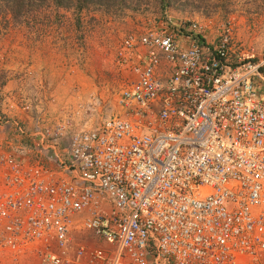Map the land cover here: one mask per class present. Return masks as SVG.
<instances>
[{
    "label": "built area",
    "instance_id": "1",
    "mask_svg": "<svg viewBox=\"0 0 264 264\" xmlns=\"http://www.w3.org/2000/svg\"><path fill=\"white\" fill-rule=\"evenodd\" d=\"M189 28L205 42L122 38L118 69L139 48L148 63L121 81L119 114L90 128L70 117L16 127L37 142H0V258L264 264V35L229 19L210 43Z\"/></svg>",
    "mask_w": 264,
    "mask_h": 264
},
{
    "label": "crops",
    "instance_id": "2",
    "mask_svg": "<svg viewBox=\"0 0 264 264\" xmlns=\"http://www.w3.org/2000/svg\"><path fill=\"white\" fill-rule=\"evenodd\" d=\"M177 26L168 24L155 30L174 35L180 46L188 47L190 38L178 35ZM134 28L95 26L94 32L88 33V40H84L85 45L76 47L67 27L52 26L41 33L35 25L13 26L7 18L0 17V106L4 112L9 110L13 122L10 132L0 133V142L9 137L16 138L18 143L37 142L38 136L22 135L14 129L21 127L31 132L39 126L66 122L67 117L71 118L72 125L82 126V120L88 116L83 104L89 103L94 96L99 95L103 103L99 113L108 114L112 99L108 101L102 97L119 91L122 83L116 84L110 71L118 72V79L134 80L132 68H143L148 63L145 49L139 48L126 66L118 69L115 65L112 50ZM104 52L108 58L104 59ZM87 240L90 244L101 245L97 240ZM22 262L31 264L26 260Z\"/></svg>",
    "mask_w": 264,
    "mask_h": 264
},
{
    "label": "rangeland",
    "instance_id": "3",
    "mask_svg": "<svg viewBox=\"0 0 264 264\" xmlns=\"http://www.w3.org/2000/svg\"><path fill=\"white\" fill-rule=\"evenodd\" d=\"M123 6L101 9H88L77 11L75 9H56L53 1L49 0L47 5L38 10L33 8L29 13L14 21L8 13L0 14V17L7 18L13 26L32 25L36 27L37 32H43L47 28L67 27V31L71 32V40L76 44L85 45L90 33L94 32L95 26L117 25L135 27L129 33H144L148 30L159 29V27L168 24L178 25L180 34L184 35L185 30L190 29V25L198 23L202 27L203 35L210 43L214 41L221 31L222 26L231 19L239 24L240 29L244 30V25H255L258 27L260 36L258 40H262L264 35V0H125ZM33 23V24H32ZM144 24H148L145 26ZM174 29L175 26H172ZM181 27H183L181 29ZM175 29H177L175 27ZM246 31V30H245ZM73 32V33H72ZM90 32V33H89ZM89 33V34H88ZM39 34V33H38ZM88 34V35H87ZM128 34V33H126ZM125 34V35H126ZM245 34V33H244ZM124 35V36H125ZM86 39V40H85ZM118 39V38H116ZM85 40V41H84ZM118 46V44H117ZM117 46H115L117 48ZM112 50V55H116V48ZM111 53L109 56H111ZM105 57L106 53H102ZM90 59L91 57L88 56ZM109 58L108 63L110 64ZM114 82L119 84L123 79L117 73H111ZM124 78V77H123ZM113 95L102 97L104 100L112 99V105L108 108V114H100L99 110L103 105L98 96L91 98L89 103H84L85 113L88 116L81 123L82 126L77 128H90L92 123L94 126L100 124L101 120L113 113L121 112L117 99L119 91L116 90ZM100 102V103H99ZM103 116V117H102ZM93 126V127H94ZM7 128L1 127L0 133H6ZM28 156V155H27ZM28 158L32 159V155ZM24 259L18 261L12 257L4 256L0 258V264H26L21 263ZM31 264H34L31 262Z\"/></svg>",
    "mask_w": 264,
    "mask_h": 264
},
{
    "label": "trees",
    "instance_id": "4",
    "mask_svg": "<svg viewBox=\"0 0 264 264\" xmlns=\"http://www.w3.org/2000/svg\"><path fill=\"white\" fill-rule=\"evenodd\" d=\"M56 9H75L77 11L88 9H101L123 6L125 0H51ZM49 0H0V14L8 13L14 21L29 13L33 8L42 10ZM184 36L191 38L193 42L204 43L205 39L200 35H194L185 31Z\"/></svg>",
    "mask_w": 264,
    "mask_h": 264
}]
</instances>
